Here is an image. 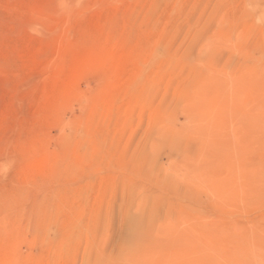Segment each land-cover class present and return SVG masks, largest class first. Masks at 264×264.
<instances>
[{
  "label": "rangeland",
  "instance_id": "1",
  "mask_svg": "<svg viewBox=\"0 0 264 264\" xmlns=\"http://www.w3.org/2000/svg\"><path fill=\"white\" fill-rule=\"evenodd\" d=\"M261 7L0 0V264H250Z\"/></svg>",
  "mask_w": 264,
  "mask_h": 264
},
{
  "label": "bare ground",
  "instance_id": "2",
  "mask_svg": "<svg viewBox=\"0 0 264 264\" xmlns=\"http://www.w3.org/2000/svg\"><path fill=\"white\" fill-rule=\"evenodd\" d=\"M259 10H260L259 12H261L260 14L264 18V7L259 8ZM263 102H264V100H263ZM137 226L138 225L135 223L134 224V229H132V233L133 234H131L129 236V239H128L129 240V244L131 245V250H133L134 253L139 250L138 243L141 242V241H144L145 240V236H146V235L143 234L142 229H140L141 226H138V227ZM175 236H173V237H175ZM176 237H178V236H176ZM179 238L182 239L181 237H179ZM184 238L185 237H183V241H184ZM185 240H187V241H185V243L188 245L187 247H189V246L193 247L194 245L197 246V244L195 242L194 243L191 242L189 238H185ZM135 241H137V242H135ZM256 244H251V246L247 247L246 244L244 245L242 243H239L236 247L238 248V250H240V252H246L247 253L248 261H249L250 264H264V259H263V256H262V254L264 252V248H262V247H260V246H258ZM191 245H193V246H191ZM135 254H134V256H135ZM137 255H138V253H137ZM125 256H127V255H125ZM134 256H133V258H134ZM128 258H130V257H128Z\"/></svg>",
  "mask_w": 264,
  "mask_h": 264
}]
</instances>
